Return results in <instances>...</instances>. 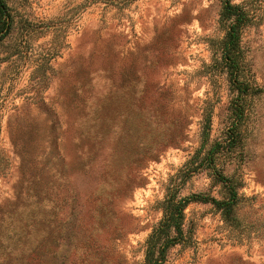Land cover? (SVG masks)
<instances>
[{
  "label": "rangeland",
  "instance_id": "obj_1",
  "mask_svg": "<svg viewBox=\"0 0 264 264\" xmlns=\"http://www.w3.org/2000/svg\"><path fill=\"white\" fill-rule=\"evenodd\" d=\"M5 1L0 264H143L181 170L179 196L219 197L201 156L185 164L235 121L213 65L220 0ZM231 1L254 16L242 79L258 89L242 97L241 144L215 155L239 186L235 221L188 205L189 242L163 264H264V0Z\"/></svg>",
  "mask_w": 264,
  "mask_h": 264
},
{
  "label": "trees",
  "instance_id": "obj_2",
  "mask_svg": "<svg viewBox=\"0 0 264 264\" xmlns=\"http://www.w3.org/2000/svg\"><path fill=\"white\" fill-rule=\"evenodd\" d=\"M256 1V0H255ZM221 9L219 22L224 31L223 38L216 42L213 53V65L220 73L225 74L229 88L236 93V104L232 107L231 127L221 134V140L217 139L212 144L207 153H195L191 160L185 164V168H190L193 161H197L200 156L199 164L201 171L208 172L207 175L212 181V186L219 187L218 198L211 195L198 193L188 197L178 195V185H174L176 178H183L187 173L185 170L175 177L169 184L162 202L159 203L163 216L148 236L145 247V260L143 264H163L170 249L175 246H185L189 239L186 237L185 209L192 203L210 204L220 213L226 223L235 221V209L238 203V185L233 176H228L224 172V167L216 168L215 155L230 154L236 145L241 144V137L238 132V124L243 117L242 97L245 95H255L258 89L249 91V85L243 81L242 63L244 51L242 48L241 37L244 28L252 21L254 16L248 9V2L243 4H233L231 0H220ZM11 22L8 16V8L5 0H0V40L5 38L10 31ZM209 123V122H208ZM208 129V128H207ZM207 136L203 139L205 143ZM195 167L194 170H197Z\"/></svg>",
  "mask_w": 264,
  "mask_h": 264
}]
</instances>
